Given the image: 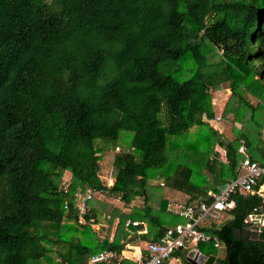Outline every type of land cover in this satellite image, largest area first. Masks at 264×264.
I'll return each instance as SVG.
<instances>
[{"label":"trees","instance_id":"trees-1","mask_svg":"<svg viewBox=\"0 0 264 264\" xmlns=\"http://www.w3.org/2000/svg\"><path fill=\"white\" fill-rule=\"evenodd\" d=\"M223 85L231 140L211 123ZM263 130L264 0H0V264H89L143 227L140 240L159 241L178 217L156 186L210 204L208 192L239 176L241 141L264 167ZM117 148L107 186L99 154ZM85 189L94 196L79 223L74 194ZM100 195L144 206L125 212ZM229 199L230 218L201 230L218 239L222 264H264V226L244 222L264 200ZM100 216L118 220L112 239L94 232ZM127 220L143 226L129 236Z\"/></svg>","mask_w":264,"mask_h":264},{"label":"built area","instance_id":"built-area-1","mask_svg":"<svg viewBox=\"0 0 264 264\" xmlns=\"http://www.w3.org/2000/svg\"><path fill=\"white\" fill-rule=\"evenodd\" d=\"M220 121L221 115L219 113L214 116L213 122L219 124ZM238 153L243 157L239 163V176L222 187L219 194L208 192L207 196L212 199L210 204H207L203 199H199L194 203L182 202L171 204L173 207V210L171 209V211L179 219H182L183 222L165 229L159 241L144 242V250H139L137 256H134L133 253L135 247L130 246L127 241H123L125 247L120 253L115 251H102L92 255L89 258L88 263L119 264L122 260L126 259L132 260L135 264H162V262L168 259L175 250H179L180 248L182 250H191L189 249L190 245H192V249L197 250L198 253H200L197 249L199 244H205L214 249H219L220 244L218 239L201 230V228H203L202 223L206 219H217L222 212L232 210L234 208V202L229 198L235 191H238L241 194H255L264 199V184L258 189H255L257 181L261 177H264V167L259 166L256 162L250 160L242 141L240 142ZM93 196L94 192L91 189L78 191L74 194L76 215L79 223H84L83 217L88 209L87 202L90 201ZM64 208L66 210L68 209L67 203H65ZM108 218L109 217H107V219ZM244 222L256 227L264 226V205L260 210L254 209L251 214H248ZM140 225L143 226L142 223L137 221L127 220L124 223L123 228L130 236L131 228ZM92 226L95 227V224ZM145 233L146 229L143 227L141 230H138L133 237L139 238ZM184 243H186L185 248H183ZM127 254H130L131 256H128ZM58 261L60 260L58 259Z\"/></svg>","mask_w":264,"mask_h":264},{"label":"rangeland","instance_id":"rangeland-1","mask_svg":"<svg viewBox=\"0 0 264 264\" xmlns=\"http://www.w3.org/2000/svg\"><path fill=\"white\" fill-rule=\"evenodd\" d=\"M228 91L229 89L227 88V85H223L221 87V90L219 91H215V92H212V110L214 111V114L215 115H218L220 113V108L223 107L224 105V102L226 100V97L228 95ZM254 102V101H253ZM212 123V127L215 129L216 132H218L222 138H225L227 140H231L232 139V128L234 127V125L232 124L231 122V117H229L228 120H224L222 119L220 121L219 124L217 123H214V122H211ZM263 134V138H264V130L262 132ZM106 151V152H105ZM104 152H102L101 154H99V156H101V159L99 161V167H100V179L106 183L107 186H111L114 182L113 180V170H112V166H111V163H112V158H113V155L114 153H117L119 152L120 150L119 149H115V151H109L108 149H106ZM218 155H219V158L216 159L217 162H223L224 161V153L222 150H219L218 151ZM111 172H112V176H111ZM207 176L211 177L208 173H206ZM70 176L67 172H64L63 173V180L65 182H67L66 180H69ZM110 179V180H109ZM109 180V181H108ZM211 181V179H209ZM160 182L158 180L154 181V182H150V184H159ZM162 190V194L159 193V197L161 198H166L169 202V204L171 202H173L172 204H178L177 202H182L184 200L187 199V196L182 194V193H178V192H173L168 190V188H162L159 187L158 185L156 186V190ZM97 198H99V200H102V201H108L109 203H111L113 206H116L118 208H120L121 210L123 209L125 212H129L130 210H135V209H141L143 206H144V200L142 198H136L135 200H133L129 205H127L126 207L123 205L122 202L118 201L117 199H110V198H106L104 199L103 195H100V196H97ZM155 200H157L156 196H155ZM152 202V200L150 201V203ZM154 202V201H153ZM149 203V201H148ZM170 206L171 204L169 205V209H170ZM171 209L173 210V207H171ZM226 218H229V214L226 213ZM110 218L107 219V217H104V216H100L98 217L97 219V222L98 224H95V227L93 228L94 232H96L98 234V238L100 240L106 238L107 236L109 237V239H112L113 235H114V232H115V229L117 227L118 224V220H114L112 222V224H110ZM174 221L175 222H178V223H182L183 220L182 219H178V218H174ZM224 221H220V224L218 226H220L221 224H223ZM97 228V229H95ZM129 245L131 246H134L136 245V247H140L141 248L143 247V243H142V240H138L137 237H131L130 239L126 240ZM190 248L189 249H192L193 246L190 245L189 246ZM205 248V247H204ZM189 250L187 249L186 250V253L188 252ZM213 253V256H215L216 258H220L222 259L225 255V251L224 249L222 248H219V249H215V251L212 252ZM54 258V261L57 263L58 262V257L56 256L55 253H52L51 254ZM128 256L130 254H127ZM131 256V255H130ZM170 261V259H167V262Z\"/></svg>","mask_w":264,"mask_h":264},{"label":"water","instance_id":"water-1","mask_svg":"<svg viewBox=\"0 0 264 264\" xmlns=\"http://www.w3.org/2000/svg\"><path fill=\"white\" fill-rule=\"evenodd\" d=\"M235 234L238 236H242L244 238H251V239H256L257 234L255 232H243L242 234L240 233L239 230L235 231ZM186 247V243L183 244V248ZM182 249L180 248L179 251ZM185 261L189 264H222V260L220 258H216L213 255L210 256H205L201 253H198L197 250L191 249L186 253L185 256Z\"/></svg>","mask_w":264,"mask_h":264},{"label":"crops","instance_id":"crops-1","mask_svg":"<svg viewBox=\"0 0 264 264\" xmlns=\"http://www.w3.org/2000/svg\"><path fill=\"white\" fill-rule=\"evenodd\" d=\"M263 195H264V191H263ZM182 202H180V203H182ZM172 203L173 202H171V204ZM177 203H179V202H177ZM225 212L227 213V211L222 212L217 219H214V220H212V219H206L202 223L203 228H206V229H210V228H213V227L219 228L222 225L221 224L220 226H218L220 224V221L221 220L224 221V222H226L230 218V216H228L229 218H226L227 216H226ZM138 240H140V239L138 238ZM142 243H144V242L142 241ZM132 247H135V250L133 252L134 253V256H137L138 255V251L139 250H142V251L144 250V244H143V247L142 248H141V246L140 247H136V245H134ZM169 263H171V264H182L181 261H179L178 259L170 260Z\"/></svg>","mask_w":264,"mask_h":264}]
</instances>
